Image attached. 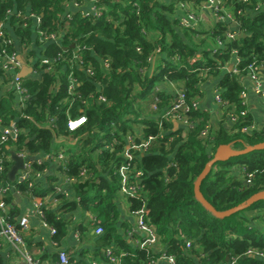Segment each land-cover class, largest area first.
<instances>
[{"label":"trees","instance_id":"trees-1","mask_svg":"<svg viewBox=\"0 0 264 264\" xmlns=\"http://www.w3.org/2000/svg\"><path fill=\"white\" fill-rule=\"evenodd\" d=\"M63 1L0 0L1 29L11 40L6 43L0 38L1 48L8 53L19 49L27 62L35 58L34 76L23 80L28 95L24 106H14L13 89L0 96V188H6L1 200L8 207L0 213L19 230L13 193L28 198L48 193L50 188H39L35 180L47 161L36 159L59 145L54 154L61 152L63 159L56 165L71 180L76 198L63 199L60 211L42 203L43 220L54 229L53 241L59 242L68 224L59 212L81 205L99 220L104 247L113 245L114 255L123 254L120 264H148L160 254L129 245L117 231L120 180L116 170L128 135L136 142L152 135L155 140L145 153H136L135 162L142 172L137 181L148 210L146 222L155 228L162 252L172 255L175 264H264V228L253 223H264V200L220 218L194 195V181L217 146L229 144L242 150L264 142V125H255L240 99V76L248 75L250 65L254 71L264 69V0H220L219 7L233 16L238 28L231 30L223 20L215 22L210 32L217 43L213 48L206 47L204 39L193 41L201 33L174 18L179 3L206 0H100L104 8L99 15L82 17L75 11L68 24L62 16ZM29 13L39 16V24L27 17ZM223 14L217 12L218 17ZM45 29L58 32L60 40L40 42L38 32ZM229 32L235 34L233 39L227 38ZM234 57L239 60L228 70ZM210 77L216 78L223 111L217 127L198 108L190 110L189 125L183 128L172 130L169 119L159 126L160 113L176 97L162 84L183 83L180 90L189 102ZM0 80H11V74L0 69ZM156 102L154 114L145 116L144 104ZM230 113L236 116L233 123ZM81 115L85 122L69 129L68 121ZM10 123L19 129L16 139L1 133ZM206 125L208 132L202 136ZM9 150L31 159L29 180L9 179ZM234 166H239L241 178L232 174ZM247 173L252 176L249 182ZM263 189L264 149L215 162L200 184L202 196L217 211ZM128 201L131 212L143 202L137 197ZM103 260L108 262L106 255Z\"/></svg>","mask_w":264,"mask_h":264},{"label":"crops","instance_id":"crops-1","mask_svg":"<svg viewBox=\"0 0 264 264\" xmlns=\"http://www.w3.org/2000/svg\"><path fill=\"white\" fill-rule=\"evenodd\" d=\"M168 1V0H165ZM74 0H64L62 16L67 12H77L73 5ZM185 6L191 12H193L198 22L195 23L197 33H201L200 37L193 36L195 42L200 39H204L206 47H215L217 43L210 37L211 28L214 23L220 19L214 14V5L211 3L202 2L201 4L191 1H184ZM82 11H89V4L86 3L82 8ZM226 12V11H225ZM27 13V11L25 12ZM182 11L175 10L174 18L179 19L181 22ZM222 21V20H220ZM229 24L231 30L236 31L238 28L237 22L231 17V19H224ZM199 35V34H198ZM22 58L24 56L20 53L19 49L16 51ZM37 54V53H36ZM159 57V56H158ZM25 59V58H24ZM156 60V56L152 57L151 66ZM35 58H30L28 62L25 60L24 64L31 67V73L26 78H31L35 74L33 68V62ZM236 62V58H232L229 66H233ZM21 69V68H20ZM20 71V70H19ZM18 71V72H19ZM240 81L246 93V107L249 114L252 117L253 122L257 126L264 125V69L260 68L257 74V81L253 80L248 75L240 76ZM183 83L173 82L162 84V89L167 93H170L175 97L176 92L182 89ZM12 89V83L10 80L3 82L0 80V96L6 91ZM216 93V78L210 77L204 83L199 85V94L196 97L198 101V109H201L207 115L209 122L212 126L217 127L223 115V111L220 108L219 103L215 100L214 95ZM17 99L14 100V106L18 107ZM150 105L144 104L145 116H152L154 113ZM173 129L182 127L180 121L170 120ZM60 149L59 145L54 147L55 151ZM41 157V156H40ZM47 161V166L36 174V183L39 188H50L48 193L44 196H36L28 198L25 195H21L19 192H14L18 195L17 200L13 193L12 204L17 205L19 213L16 217V222L20 217L28 215V224L24 229H20L23 241L25 242L26 249L32 258L37 259L40 264H63L59 258V252L64 251L67 256V264H111L109 261L103 260L106 249L113 247V245L105 246L101 242V238L104 234L103 228L100 226L99 220L91 209H87L78 205L73 210H62L59 215L68 223L66 225V232L60 238L59 242L53 241L52 233L48 226H44L40 217L32 214L34 204L44 203L52 210H61L62 200L67 199L72 201L75 199L74 191L72 189V182L67 179L62 172L58 169L56 161L46 158L41 159ZM37 160V159H36ZM232 174L241 178L239 166H234ZM51 177V178H50ZM60 196V197H59ZM118 207V217L116 220V228L118 233L129 243L134 246L136 239L142 238L143 234L137 229L136 218L130 211V203L127 198L123 197L118 192L116 200ZM6 206V205H5ZM8 208V207H7ZM5 211V207L3 210ZM257 214V211L253 212ZM258 227L264 228V223H260L257 220L253 221ZM102 228V232H97V228ZM154 254L162 253V246L158 243L153 247L148 248ZM158 258V256H157ZM157 258H155L157 260ZM0 261L1 264H27L19 253H17L11 243L4 238L0 237ZM156 264H169L166 260L159 259Z\"/></svg>","mask_w":264,"mask_h":264},{"label":"built area","instance_id":"built-area-1","mask_svg":"<svg viewBox=\"0 0 264 264\" xmlns=\"http://www.w3.org/2000/svg\"><path fill=\"white\" fill-rule=\"evenodd\" d=\"M216 2V5L213 7L214 9V14L217 16V12L219 10L223 11L222 16H217L220 20L224 19H231L233 16L230 13L224 12L223 7H219L220 0H206L205 3H213ZM88 3L89 4V11H82V7ZM74 8L81 14L82 17H90V16H97L99 15L104 6L101 4L100 0H74L73 2ZM179 8L182 11V18H181V23L185 26L189 27H194L195 23L197 22V17L196 15L189 11L187 7L185 6V3H179ZM9 15L12 14L8 10ZM19 14V13H18ZM27 17H30L35 20L36 24H39L40 18L34 13H29ZM64 17H66L67 22L66 24L69 23V21L72 18V13L67 12L65 13ZM26 25V22L23 21V26ZM2 23H0V38H3V42L10 43L11 40L7 37H5V33L1 29ZM38 37L40 42L45 43L48 41H59L60 40V34L55 31H49L48 29L45 30H40L38 32ZM235 37L234 33H227V38L228 39H233ZM18 55L20 58L25 62V59L22 58V56L17 53V52H11L8 53L4 49L1 48L0 45V69H2L4 72H8L11 74V83H12V89L14 90L15 93V98L17 99V103L19 104L18 107H23L24 103L27 99V92L26 89L23 87V80L24 78L19 77L18 71L21 68V63L18 61ZM236 62L239 60L237 57ZM42 62H47V59H42ZM104 66L108 67L109 62L107 60L104 61ZM233 66L231 67V69ZM87 73L92 75L93 71L92 68L87 67L86 69ZM236 72L237 70H233ZM248 76H250L253 80L257 81V74L258 71H254L252 69V66L250 65ZM26 78V77H25ZM75 80H71L70 82V88H72V85ZM263 104H264V93H263ZM100 100H104V97L99 95L98 97ZM215 100L218 103H221L220 97L218 92L216 91L214 95ZM240 99H241V104L246 106V93L245 90H243L240 93ZM156 103H153L151 105L152 110L156 111L157 106ZM198 108V101L196 99L187 101L185 93L182 90H178L176 92V97L174 101L170 104L169 107L164 108L162 112L160 113V119H159V126L162 125L163 120L169 119V120H177L182 123V125H189V118H188V113L190 112L191 109H197ZM245 111H241V115L244 114ZM230 122H234L236 120V116L232 113L229 114ZM86 118L85 116L81 115L75 119H70L68 121V127L69 129H75L81 124L85 122ZM254 127V125L251 126V128ZM208 126L206 125L201 132L202 136H205L206 133L208 132ZM248 129V128H247ZM245 131L246 128H243ZM1 133L4 137H10L11 139H16L19 129L16 127L14 123H10V125L6 127L1 128ZM155 140V136L149 135L146 139H142L140 142H136L135 138L131 135H128L126 137V146L124 151L122 152L123 156V161L122 163L118 166L116 173L119 176V193L123 195V197L127 198L129 200L130 198H142L141 205L132 213L134 214L136 218V225L137 229L143 234L142 238L136 239L134 246L139 249H148L150 247H153L155 245H158L159 243V237L157 235V232L155 228L146 222V214L148 212L146 205H145V200H144V195H143V189L142 186L139 184L137 181L139 177L142 175V172L139 170L136 162H135V156L136 153H145L151 142ZM46 158L52 159L54 161H58L63 159V154L61 152L54 154V153H49L44 155ZM43 156V157H44ZM38 161H41V157H37ZM30 163V162H29ZM29 163L26 164V168L22 171H20L17 175L16 180L21 182V181H27L32 177V174L30 173L29 169ZM3 165H2V158L0 157V170H2ZM85 173V170H82V174ZM251 174L247 173V180L246 182H249L251 179ZM71 181V180H70ZM30 184V183H29ZM6 191L5 187L0 188V209L2 208H7L5 204L2 202L1 198L3 197L4 193ZM42 202L34 204L32 214H35L40 217L42 223L44 226H48L45 221L43 220V212L41 209ZM19 226V230L16 228L15 224L11 223L6 219V217L0 213V237L6 239L9 241L13 247V249L21 255V257L24 259V261L27 264H40L37 259H34L31 257L29 254L28 250L26 249L25 242L23 241L22 235L20 233V229H24L27 227L28 224V215L27 216H22L20 217L19 221L17 222ZM49 227V226H48ZM50 232L53 234L54 229L52 227H49ZM97 232H102V228H97ZM190 242H186V246L189 247ZM107 260L111 264H120V258L121 255H114L112 252L111 248L106 249L105 253ZM262 255V254H259ZM59 258L60 261L63 264H67V256L65 255L64 251L59 252ZM163 259L166 260L169 264H175L174 257L172 255H168L164 252H162L157 260ZM157 260L154 259L148 264H156ZM212 264H218V263H212ZM228 264H233V261L229 262Z\"/></svg>","mask_w":264,"mask_h":264},{"label":"water","instance_id":"water-1","mask_svg":"<svg viewBox=\"0 0 264 264\" xmlns=\"http://www.w3.org/2000/svg\"><path fill=\"white\" fill-rule=\"evenodd\" d=\"M213 5H216V2L213 3ZM18 61L21 63V69L18 72L19 77L25 78L29 73H31L32 68L25 65L23 60L18 55ZM228 70H231V66L228 67ZM264 149V142L257 143L253 146H247L246 148L242 150H235L233 149L229 144H221L217 146L215 149L212 158L210 161L206 163L196 180L194 181V195L195 198L214 216L216 217H226L229 216L232 213H235L239 210H242L249 205H251L253 202L264 200V189L261 191H258L251 196H249L244 202L233 206L227 210L224 211H217L210 203H208L205 198L202 196L200 192V184L201 181L206 177L208 174L210 167L212 164H214L217 161H225L231 157L239 156L242 154H245L252 150H259ZM10 159L12 161V165L8 171V177L11 181H13L18 173L26 168V164L30 162L29 157H25L21 154L16 153L14 150H9ZM15 198L18 200L19 197L17 194L14 193Z\"/></svg>","mask_w":264,"mask_h":264},{"label":"rangeland","instance_id":"rangeland-1","mask_svg":"<svg viewBox=\"0 0 264 264\" xmlns=\"http://www.w3.org/2000/svg\"><path fill=\"white\" fill-rule=\"evenodd\" d=\"M197 22H198V19H197Z\"/></svg>","mask_w":264,"mask_h":264}]
</instances>
